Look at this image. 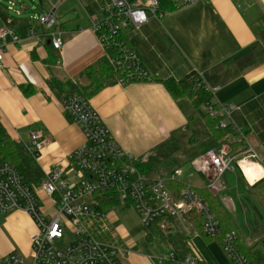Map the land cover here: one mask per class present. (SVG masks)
Returning <instances> with one entry per match:
<instances>
[{"label":"crops","instance_id":"obj_1","mask_svg":"<svg viewBox=\"0 0 264 264\" xmlns=\"http://www.w3.org/2000/svg\"><path fill=\"white\" fill-rule=\"evenodd\" d=\"M50 1H58L53 28L62 38L58 50L51 47L50 33L33 19L48 9L47 0L40 1L38 14L27 18L21 17L25 6L16 8L19 14L6 8L0 11L11 21L18 38L17 42L6 38L0 62V126L13 141L20 143L27 140L28 130L41 132L46 140L36 160L41 171L65 167L67 155L83 142L79 127L62 108V99L73 93H69L66 82L86 87L89 84L86 67L105 53L90 29V18L100 13L106 0ZM160 1L159 18L149 16L138 29L121 30L123 40L138 54L152 79L126 84L111 82L87 99L131 160L146 162L155 146L172 139L178 150L165 159L172 157L179 166L188 162L192 172L184 174L181 170L180 180L193 186V176L204 179L194 171L191 160L209 147L242 141L256 154L264 151V0H196L188 6L179 0ZM29 28L34 29L33 36L28 34ZM192 71L208 89L219 86L210 98L215 110L219 111L220 106L233 107L224 117L232 126L230 133L219 140L188 98L174 99L159 82L166 78L180 79ZM55 81L62 83L61 89L55 86ZM200 130L211 135L212 143L189 157L179 155L181 144L194 142V135ZM235 171L248 185L255 183L247 174L249 184L235 168L223 175L224 184ZM47 203L46 200L45 210L49 211ZM120 207L121 211L108 210L117 244L129 251L118 254L120 264H158L159 258L170 251L180 260L190 254L188 238L202 236L194 229L195 235L189 237L180 235L181 231L169 234L172 238H184L185 250L180 253L178 244L159 238L150 228L147 233L135 236L122 217L124 210L131 208ZM35 231L27 212H0V257L15 252L28 258L30 236ZM238 238L242 242L239 235ZM151 240L158 241V246ZM217 258L208 263L225 264Z\"/></svg>","mask_w":264,"mask_h":264},{"label":"built area","instance_id":"obj_2","mask_svg":"<svg viewBox=\"0 0 264 264\" xmlns=\"http://www.w3.org/2000/svg\"><path fill=\"white\" fill-rule=\"evenodd\" d=\"M179 1L183 6L196 2ZM47 2L48 9L33 19L41 29L50 33L51 47L58 50L62 38L53 30L58 1ZM15 6L16 2L8 0L6 9L19 14ZM149 16H161L160 0H106L100 13L90 18V29L103 49L113 47L120 53L116 62L119 70L117 83L152 79L141 65L138 54L121 38L123 28L138 29ZM28 34L33 36L34 29L29 28ZM7 37L17 42L10 20H0V62ZM205 88L211 94L219 86ZM62 108L83 135V142L67 155L65 167L43 170L39 185L33 186L24 182L13 163L0 159V212L25 211L36 226V231L30 236L31 260L11 252L0 257V264H120L118 254L129 251L117 244L108 211L100 209V199L106 194L115 195L119 199V206L133 209L145 228L156 225L166 235L176 231L188 237L195 235L185 217L194 211L200 216L203 234L208 238H220L221 248L230 264H253L240 252L236 232H221L212 210L193 186L184 182L180 197H174L166 180H180L181 169L172 170L163 179L141 171L136 163L143 164L145 160L128 158L88 99L81 94L65 96ZM232 108L231 105L220 106L218 111L209 104L204 110L214 118L223 117L215 128L230 129L232 126L224 117ZM26 136L27 140L22 144L37 160L46 143L45 137L37 129L28 130ZM242 154L236 160L223 143L209 147L194 157L191 166L203 177L206 190L219 192L223 189L222 177L227 171L237 167L244 176L239 164L241 159L264 167V158L258 160L251 149L247 148ZM46 200L49 211L45 210ZM64 226L68 227L72 237L64 245L58 246L65 239ZM167 261L174 264H204L197 256L190 254L176 260L173 251L160 257L158 264Z\"/></svg>","mask_w":264,"mask_h":264},{"label":"trees","instance_id":"obj_3","mask_svg":"<svg viewBox=\"0 0 264 264\" xmlns=\"http://www.w3.org/2000/svg\"><path fill=\"white\" fill-rule=\"evenodd\" d=\"M161 5L162 3L160 1V9L162 10ZM6 19L7 18L5 14L0 12V20L5 22ZM104 52V55L95 64L86 67L85 75L89 80V84L86 87H76L73 84L66 82V86L67 89H69V93H78L88 98V96L94 94L105 85L111 82H117L119 70L116 66V62L120 57V53L117 49H114L113 47L106 48ZM159 82L164 85L165 89L174 99L186 97L190 100L194 109L200 114L205 125L213 133V136L216 140H219L230 133L229 128H215V125L219 122V120L223 119L222 116L214 118L210 116L208 112L204 111V108L210 104L211 94L206 90L204 83L196 72L192 71L180 79L166 78L163 80H159ZM54 84L57 88L61 89L62 83L55 81ZM223 143L224 142H221L218 145ZM233 144H236L239 147V154H236L237 152H235L233 148L231 149V145ZM229 146V154L231 156H234L236 160L240 159L241 157L237 158V156H239L242 152L247 149V147L243 144L242 141L231 143ZM177 150L178 145L172 139L165 140L152 149L145 163H136V165L141 171L147 172L153 164L158 163L161 159L169 157ZM0 159L13 163L18 169L25 183L31 184L33 186L39 185L43 173L39 168L36 160L25 149L22 143L13 141L5 133L1 126ZM236 169L238 170L237 167ZM260 169L264 171L261 167ZM166 184L172 191L174 197L178 199L180 197L182 189L185 186L184 182H182L181 180H166ZM194 189L212 210L215 218L218 221L221 232L223 233L231 230L234 231L236 229V224L232 221V219L230 218V214L220 202V200L217 198V196L209 193V191L206 190L205 187H194ZM249 189L256 204L261 207L264 211V176L258 181H256L254 184L250 185ZM118 206L119 199L115 195L106 194L100 199V209H102L103 211L115 209ZM185 217L187 221H189L192 228L198 233H200L205 239H216L220 244L219 237L208 238L203 234L200 223V216L197 213L192 211ZM150 229L159 238L167 240L173 243V245L178 244L177 249L180 253L185 250L186 243L183 237L179 236L176 238H172L173 236L165 235L162 231L158 229L156 225H153ZM237 241L240 252L245 256L248 261L252 262L253 264H264V238H261L257 242L248 246L242 244L239 241V238Z\"/></svg>","mask_w":264,"mask_h":264},{"label":"rangeland","instance_id":"obj_4","mask_svg":"<svg viewBox=\"0 0 264 264\" xmlns=\"http://www.w3.org/2000/svg\"><path fill=\"white\" fill-rule=\"evenodd\" d=\"M13 1L16 2L15 8H18L19 6H25L27 8L24 12H22L23 14L21 17L27 18L29 15L32 16L38 14L39 9L41 8L39 0ZM7 3L8 0H0V11L5 10V8L7 7ZM57 9L58 6L56 7L55 11H57ZM194 138L196 140L192 143L181 144V147L179 149V155L189 157L191 154H193V152L200 151L201 149L207 147L212 143L211 135H209L207 132H202L201 130L195 133ZM224 144H226L228 150H230V146H228L227 143ZM232 148L233 150H235V152H237L236 154L240 153L239 147L236 144L231 145V149ZM242 155L243 154L241 153L239 156H237V158L241 157ZM255 155L258 160H261L264 158V151L259 154L255 153ZM179 165V162L171 157L157 163L152 167V169L148 170L147 173L150 176L163 179L164 177H167L166 173L169 172V170L177 167H179L184 174L192 172V169L188 162L181 166ZM234 173L235 174L233 176H227V183L224 184L223 182V189H221V191L209 193H211L212 195H216L220 202L223 204V206L226 208V210L230 214V218L236 224V229L234 231L236 232L237 236L239 235L240 239H242L241 243L248 246V244H253L261 238H264V211L261 207L256 204L255 200L253 199L251 191L249 189L250 185L245 183L238 171H235ZM244 176L247 182L249 183L247 176ZM191 184L196 187L205 186V182L197 176H193L191 178ZM239 199H241V201ZM121 210L122 209L120 206L119 208H116V211ZM122 217L125 224L128 227L133 228L135 236L147 233V228H145L140 223L139 218L133 209L124 210ZM63 230L65 234V239H63L62 242L58 244V246L64 245L66 243L65 241L71 239L72 237V235L69 233V229L67 226H64ZM179 234L183 235L182 232H179ZM151 241L158 246V241ZM187 241V246L190 254L197 256L202 263L209 264L208 262L215 261L217 256L221 259V261L225 262V264H230L221 248V245L216 239H212L209 241L203 236L195 235L188 238ZM209 244L212 245L208 247ZM217 253L219 255H217ZM31 256V247H29L28 258H26V260H31ZM163 256L164 255H162L161 257ZM221 261L219 260V262Z\"/></svg>","mask_w":264,"mask_h":264},{"label":"bare ground","instance_id":"obj_5","mask_svg":"<svg viewBox=\"0 0 264 264\" xmlns=\"http://www.w3.org/2000/svg\"><path fill=\"white\" fill-rule=\"evenodd\" d=\"M239 164L241 166L242 172L244 175H249V177L253 181H258L263 176V171L260 169L259 165L256 162L247 160V159H241L239 161Z\"/></svg>","mask_w":264,"mask_h":264}]
</instances>
